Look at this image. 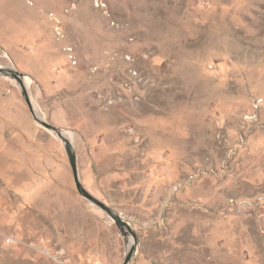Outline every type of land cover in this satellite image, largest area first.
<instances>
[{"label":"rangeland","instance_id":"374dc122","mask_svg":"<svg viewBox=\"0 0 264 264\" xmlns=\"http://www.w3.org/2000/svg\"><path fill=\"white\" fill-rule=\"evenodd\" d=\"M0 68L129 225L0 72V264H264V0H0Z\"/></svg>","mask_w":264,"mask_h":264},{"label":"water","instance_id":"95a60500","mask_svg":"<svg viewBox=\"0 0 264 264\" xmlns=\"http://www.w3.org/2000/svg\"><path fill=\"white\" fill-rule=\"evenodd\" d=\"M0 72H4V73H8L10 72L11 76L14 77L20 85V89H21V93L24 97V100L29 108V111L31 112L33 118L42 126L51 129L53 132L56 133V135L61 138L64 142V146H65V151L67 154V158H68V162L71 168V173L73 176V180H74V184L75 187L77 189V191L81 194L84 195L86 197H88L89 199L93 200L98 206H100L103 210H105L109 215H111L117 224H119L120 222L124 223V225L129 226L128 223L121 219L119 214L113 210L111 207H109L108 205H106L104 202L100 201L99 199H97L95 196H93L91 193H89L82 185L80 179H79V175H78V169H77V163H76V155H75V151H74V147H71V144L69 142V140L67 139V137L63 134V129H61L58 126H55L49 122H47L46 120H44L36 111L35 108L31 102V99L29 97V93L27 91V89L25 88L23 81L21 79L22 74L14 69L11 68H0ZM134 235V234H133ZM135 253V246L134 243L130 245L129 249L126 252V255L123 259V262L121 264H129L133 254Z\"/></svg>","mask_w":264,"mask_h":264},{"label":"bare ground","instance_id":"6f19581e","mask_svg":"<svg viewBox=\"0 0 264 264\" xmlns=\"http://www.w3.org/2000/svg\"><path fill=\"white\" fill-rule=\"evenodd\" d=\"M4 54H5V53H4ZM23 84H24L25 88L28 89V88H29V79L26 78V77H24V83H23ZM63 134H65V136H67V137L69 138V140H70V142H71V143H70V144H71V147H73V146H72V144H73L72 142H73V141H72V136H71L70 132L68 133V132H64V131H63ZM61 141H62V140H61ZM62 142H63V141H62ZM112 221H113V220H112ZM131 244H132V243H131Z\"/></svg>","mask_w":264,"mask_h":264}]
</instances>
